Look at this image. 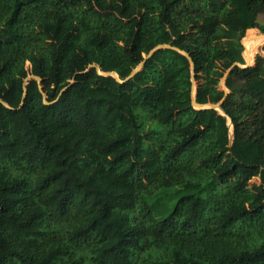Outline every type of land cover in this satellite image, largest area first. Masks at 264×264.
Listing matches in <instances>:
<instances>
[{"label":"trees","instance_id":"trees-1","mask_svg":"<svg viewBox=\"0 0 264 264\" xmlns=\"http://www.w3.org/2000/svg\"><path fill=\"white\" fill-rule=\"evenodd\" d=\"M259 13L0 0V264H264Z\"/></svg>","mask_w":264,"mask_h":264},{"label":"rangeland","instance_id":"rangeland-1","mask_svg":"<svg viewBox=\"0 0 264 264\" xmlns=\"http://www.w3.org/2000/svg\"><path fill=\"white\" fill-rule=\"evenodd\" d=\"M257 24L256 28L247 29L243 34L230 32L228 35V39L237 51L240 65L252 63L261 45L264 44V13H259ZM231 129L230 125V131Z\"/></svg>","mask_w":264,"mask_h":264},{"label":"water","instance_id":"water-1","mask_svg":"<svg viewBox=\"0 0 264 264\" xmlns=\"http://www.w3.org/2000/svg\"><path fill=\"white\" fill-rule=\"evenodd\" d=\"M156 47H172V48H174V49H176L177 51H179V52H181V53H183V54H187L185 51H183V50H181V49H179L178 47H174V46H171V45H169V44H159L158 46H156ZM190 59V63H191V73L193 72V68H194V63H193V61L191 60V58H189ZM142 64H143V62H141L132 72H131V74L130 75H132L135 71H137L139 68H141V66H142ZM248 64H251V63H248ZM248 64H246V65H248ZM243 66V65H242ZM245 66V65H244ZM109 74H112V75H115L116 76V74L114 73V72H110ZM130 75L128 76V77H130ZM30 77H32V75L30 76ZM117 77V76H116ZM36 78H37V80H38V84H40V77L39 76H36ZM118 78V77H117ZM118 80L119 81H121L119 78H118ZM191 80L193 81L194 79H193V75H191ZM224 80H225V76L224 77H222L221 78V83L223 84L224 83ZM228 92V91H227ZM194 95H195V89L193 88V90H192V97H193V99H194ZM193 104L194 105H196V106H199V107H201V106H208V107H213V108H216V109H219L220 108V104L219 103H208V104H197V103H195V101L193 102Z\"/></svg>","mask_w":264,"mask_h":264}]
</instances>
